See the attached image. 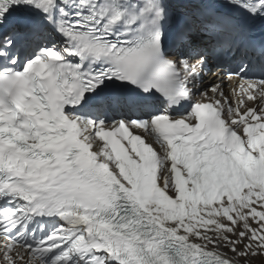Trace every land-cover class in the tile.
I'll list each match as a JSON object with an SVG mask.
<instances>
[{
    "label": "snow or ice",
    "instance_id": "snow-or-ice-1",
    "mask_svg": "<svg viewBox=\"0 0 264 264\" xmlns=\"http://www.w3.org/2000/svg\"><path fill=\"white\" fill-rule=\"evenodd\" d=\"M264 264V0H0V264Z\"/></svg>",
    "mask_w": 264,
    "mask_h": 264
},
{
    "label": "rangeland",
    "instance_id": "rangeland-1",
    "mask_svg": "<svg viewBox=\"0 0 264 264\" xmlns=\"http://www.w3.org/2000/svg\"><path fill=\"white\" fill-rule=\"evenodd\" d=\"M253 264H262V260L260 258H257L253 261Z\"/></svg>",
    "mask_w": 264,
    "mask_h": 264
}]
</instances>
